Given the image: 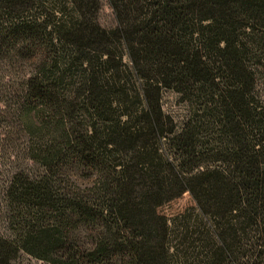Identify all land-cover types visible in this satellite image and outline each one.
Segmentation results:
<instances>
[{"label":"trees","instance_id":"trees-1","mask_svg":"<svg viewBox=\"0 0 264 264\" xmlns=\"http://www.w3.org/2000/svg\"><path fill=\"white\" fill-rule=\"evenodd\" d=\"M107 2L0 0V264H264V0Z\"/></svg>","mask_w":264,"mask_h":264},{"label":"rangeland","instance_id":"rangeland-1","mask_svg":"<svg viewBox=\"0 0 264 264\" xmlns=\"http://www.w3.org/2000/svg\"><path fill=\"white\" fill-rule=\"evenodd\" d=\"M98 23L110 28L115 26L116 19L114 12L107 2V0H100V5L97 11ZM255 91L261 104L264 106V63L261 65L256 74ZM161 103L163 109L169 113L175 120L177 125H181L183 119L186 117L188 110L187 106L179 101L178 94L171 89H163L161 94ZM189 202V196L184 194L182 197L171 202L170 206L166 207L169 210L182 208ZM9 264H52L46 260L36 258L26 252H20L16 257L11 259Z\"/></svg>","mask_w":264,"mask_h":264}]
</instances>
